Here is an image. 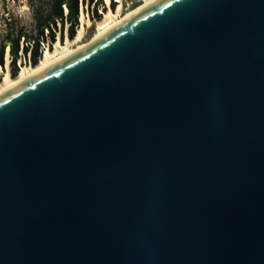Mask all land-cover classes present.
<instances>
[{
	"label": "water",
	"instance_id": "95a60500",
	"mask_svg": "<svg viewBox=\"0 0 264 264\" xmlns=\"http://www.w3.org/2000/svg\"><path fill=\"white\" fill-rule=\"evenodd\" d=\"M0 264H264V0H156L2 93Z\"/></svg>",
	"mask_w": 264,
	"mask_h": 264
},
{
	"label": "trees",
	"instance_id": "16d2710c",
	"mask_svg": "<svg viewBox=\"0 0 264 264\" xmlns=\"http://www.w3.org/2000/svg\"><path fill=\"white\" fill-rule=\"evenodd\" d=\"M33 10L35 19V31H29L15 17L5 18L4 32L0 33V67H6V53L9 50L11 71L17 74L20 70L18 64L21 51L26 58L36 63L43 53L42 42L54 43L57 39L58 29L61 38H64L65 30L72 37L76 35L80 26V7L89 5L95 14L99 15L100 9L107 10L106 0H28ZM7 0H3L2 9L9 12ZM112 6L116 2L111 0ZM1 8V7H0ZM1 20V14H0Z\"/></svg>",
	"mask_w": 264,
	"mask_h": 264
},
{
	"label": "bare ground",
	"instance_id": "6f19581e",
	"mask_svg": "<svg viewBox=\"0 0 264 264\" xmlns=\"http://www.w3.org/2000/svg\"><path fill=\"white\" fill-rule=\"evenodd\" d=\"M156 0H141V3L128 11L125 14L120 15L121 4H119L116 9L104 10V15L100 18L93 19L89 14L86 13L85 5L81 9V21L83 23L82 27H79L76 35L68 36L66 41H63L60 37L55 41L54 48L47 47L39 59L38 62H22L20 65V70L17 74H13L11 71V57L9 50L7 49L6 53V67L2 75H0V95L9 89L15 87L16 85L22 83L23 81L29 79L30 77L36 75L37 73L43 71L52 64L62 60L66 56L76 52L83 46L87 45L91 41L110 31L117 25H119L124 20L131 17L133 14L137 13L139 10L150 5ZM110 2V0H106ZM95 26V34L90 41H84L85 37V28ZM0 69H2L0 67Z\"/></svg>",
	"mask_w": 264,
	"mask_h": 264
},
{
	"label": "rangeland",
	"instance_id": "374dc122",
	"mask_svg": "<svg viewBox=\"0 0 264 264\" xmlns=\"http://www.w3.org/2000/svg\"><path fill=\"white\" fill-rule=\"evenodd\" d=\"M116 2L115 7L112 6V2L110 0V2H106L108 5V9L112 8V9H117L119 4H121V11H120V15L127 13L128 11H130L131 9L137 7L140 3L141 0H114ZM7 5L9 7V12H5L2 9V5H3V0H0V14H1V20H0V33L4 32L5 29V18H10V17H15L16 19H18L21 23V25H24L29 31L34 32L35 31V19L33 16V10L31 8V5L29 3L28 0H7ZM83 5H81L80 7V17H81V9H82ZM107 9V10H108ZM85 10L86 13L89 14L93 19L96 18H100L104 15L102 9H100L98 11L99 15L95 14L93 11L92 7H89V5H85ZM83 23L81 21L80 18V26L82 27ZM78 27V28H79ZM95 34V26L93 27H86L85 28V37H84V41H90L92 39V37ZM57 39L56 41L61 37L60 34V30L58 29V33H57ZM70 36L67 29L65 30V34H64V38L62 39L63 41H66V38ZM43 45V51L47 48V47H51L54 48L55 46V42L54 43H49L48 41H45L42 43ZM6 58V57H5ZM24 62H32L29 57L26 58L25 56L21 55V58L18 61V64L21 65V63ZM7 69V67L0 69V75H2L4 73V71Z\"/></svg>",
	"mask_w": 264,
	"mask_h": 264
},
{
	"label": "built area",
	"instance_id": "2783aa9c",
	"mask_svg": "<svg viewBox=\"0 0 264 264\" xmlns=\"http://www.w3.org/2000/svg\"><path fill=\"white\" fill-rule=\"evenodd\" d=\"M43 43V42H42ZM21 55H23L24 56V54H23V52L21 51Z\"/></svg>",
	"mask_w": 264,
	"mask_h": 264
}]
</instances>
